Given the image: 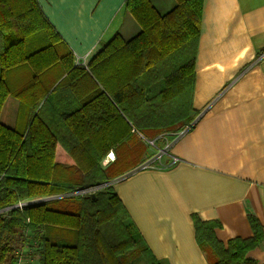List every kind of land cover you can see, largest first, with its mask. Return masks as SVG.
Instances as JSON below:
<instances>
[{"label": "trees", "instance_id": "trees-1", "mask_svg": "<svg viewBox=\"0 0 264 264\" xmlns=\"http://www.w3.org/2000/svg\"><path fill=\"white\" fill-rule=\"evenodd\" d=\"M125 8L141 31L115 34L77 65L39 0H0V116L8 97L20 102L16 127L0 121V264L26 246L37 264H169L154 256L112 182L144 161V140L194 123L204 0H176L164 14L152 0ZM110 152L116 159L105 166ZM49 197L59 198L39 201ZM193 219L209 264H258L256 215L253 236L228 247L218 222Z\"/></svg>", "mask_w": 264, "mask_h": 264}, {"label": "crops", "instance_id": "crops-1", "mask_svg": "<svg viewBox=\"0 0 264 264\" xmlns=\"http://www.w3.org/2000/svg\"><path fill=\"white\" fill-rule=\"evenodd\" d=\"M39 2L79 63L115 34L141 31L126 0ZM19 107L10 96L2 110H17L13 128ZM193 107L190 127L151 141L156 154L112 182L154 256L169 264H209L195 214L220 224L225 247L253 236L250 214L264 226V0H204ZM146 160L154 163L143 168ZM251 257L264 264V241Z\"/></svg>", "mask_w": 264, "mask_h": 264}, {"label": "rangeland", "instance_id": "rangeland-1", "mask_svg": "<svg viewBox=\"0 0 264 264\" xmlns=\"http://www.w3.org/2000/svg\"><path fill=\"white\" fill-rule=\"evenodd\" d=\"M155 6L158 8V10L161 13H167L168 11H170L172 8L176 5V0H153ZM40 3V2H39ZM41 5V4H40ZM173 5V6H172ZM42 7V6H41ZM170 9V10H168ZM43 10V8H42ZM45 13V12H44ZM46 15V14H45ZM47 16V15H46ZM49 19V18H48ZM52 23V22H51ZM53 24V23H52ZM55 27V26H54ZM58 31V30H57ZM59 32V31H58ZM60 34V33H59ZM61 35V34H60ZM61 37L64 40V44L66 46H69V43L67 42V40H65V38L61 35ZM78 64H83L84 62H77ZM14 98V97H13ZM16 98H14L15 100ZM17 100V99H16ZM16 115H17V110L12 109V112L10 113V110L8 108V111H6V113H2V115L0 116V121L2 123H6L8 125H11V127H13V124L16 120ZM12 121V122H11ZM146 145H147V150H146V155L147 156H151L156 154V148L157 145L156 144H152L150 140H144ZM159 143H161L160 141L157 143L159 145ZM147 156L145 157V159L147 158ZM144 159V161H145ZM31 241H33V239H30ZM30 241V242H31ZM17 260L14 261H8L5 264H37L38 263V257L34 254L33 249L26 246L25 248L21 249L18 251L16 258Z\"/></svg>", "mask_w": 264, "mask_h": 264}, {"label": "built area", "instance_id": "built-area-1", "mask_svg": "<svg viewBox=\"0 0 264 264\" xmlns=\"http://www.w3.org/2000/svg\"><path fill=\"white\" fill-rule=\"evenodd\" d=\"M116 159L115 154L113 152H110L107 156V158L104 160V165H108L112 162H114ZM154 163V160H146V162H144L143 164V168H149L150 166H152V164Z\"/></svg>", "mask_w": 264, "mask_h": 264}, {"label": "water", "instance_id": "water-1", "mask_svg": "<svg viewBox=\"0 0 264 264\" xmlns=\"http://www.w3.org/2000/svg\"><path fill=\"white\" fill-rule=\"evenodd\" d=\"M108 184H103V185H100L96 188V190L98 189H102L104 187H106ZM83 193H86V191H78L76 194H83ZM53 199H56L55 197H49V198H45V199H42V200H39L40 202H46V201H50V200H53ZM18 206H22V204L18 205Z\"/></svg>", "mask_w": 264, "mask_h": 264}]
</instances>
